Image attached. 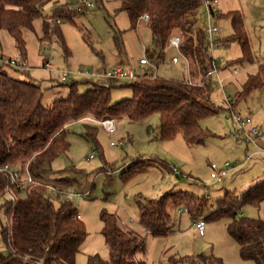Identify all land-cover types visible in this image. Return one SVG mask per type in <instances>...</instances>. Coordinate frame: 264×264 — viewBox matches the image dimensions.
<instances>
[{"label":"trees","instance_id":"16d2710c","mask_svg":"<svg viewBox=\"0 0 264 264\" xmlns=\"http://www.w3.org/2000/svg\"><path fill=\"white\" fill-rule=\"evenodd\" d=\"M52 0H0V33L8 32L15 42L19 55L27 61V46L24 30H34V22L42 18L41 41L57 37L69 55L61 23L75 24L82 10L70 3H55L51 16H42L41 9ZM120 12H126L131 28L136 29L144 15L149 16L152 54L158 67L167 61L169 40L176 35L182 39L180 51L187 59L182 64L187 71L183 79L147 75L131 83L109 85L96 84L80 92L79 82L68 84L65 98L55 99L51 105L43 102L44 91L40 84L21 78L20 71L0 65V169L9 167L25 177L27 170L32 175L40 168L59 159L71 149L70 126L81 123L85 138L93 143L104 160L98 141L100 127L89 122H80L85 117L97 121L106 118L127 119L135 123L159 114V139L170 141L181 135L188 146L200 145L212 134L201 127L200 122L222 111H232L246 101L251 94L264 88V65L256 73L248 74L242 90L235 95L231 106H217L212 100L209 80H205L213 66L207 36L200 25L199 13L204 8L203 0H120ZM205 12V9H204ZM231 20L232 34L223 38L225 44L236 43L241 56L219 66L223 70L234 65L255 64L250 38L245 28L244 16L239 11L218 15ZM60 21V23H58ZM120 32L115 37L116 48L123 53L124 45ZM0 35V55L2 54ZM92 49H94L92 47ZM7 57V56H6ZM180 64V62L178 63ZM177 64V65H178ZM191 74L192 84L189 83ZM193 76V78H192ZM94 84V83H93ZM115 88L128 89L131 97L114 102ZM105 162V161H104ZM106 163V162H105ZM145 161L133 162L121 176L129 180L143 172ZM149 166H151L149 164ZM35 179V177L32 175ZM38 182L37 180H35ZM69 188V185H68ZM23 189V192H22ZM49 187L40 182L12 184L8 172L0 171V209L7 217L1 227V238L6 252L0 251V264H77L81 247L88 237L86 223L72 201L66 200L68 189L56 190L59 205L48 193ZM64 199V200H63ZM264 200V182H260L238 198L231 192L216 200V208L209 211V199L191 192H168L160 199L138 203L139 224L147 234L165 236L174 225L173 211L185 208L191 220L218 221L229 219L228 230L240 247L243 259L264 264V221L246 218L240 214L245 204ZM208 212V213H207ZM102 233L108 249V258L90 256L88 264H147L137 256L145 252L146 239L136 230L128 229L115 213L103 210ZM192 264H225L214 255L201 256Z\"/></svg>","mask_w":264,"mask_h":264},{"label":"rangeland","instance_id":"374dc122","mask_svg":"<svg viewBox=\"0 0 264 264\" xmlns=\"http://www.w3.org/2000/svg\"><path fill=\"white\" fill-rule=\"evenodd\" d=\"M59 2H68L79 8L78 0ZM93 2L95 8L83 9V13L76 17L75 24H60L69 55L57 37L40 40L41 17L34 22V30L25 29L23 32L27 46V62L31 71L23 73L22 77L41 85L46 106L51 105L55 99L65 98L69 92L68 84L71 80L63 82L62 72L83 69L101 73L106 67L117 65L139 70L143 57L154 60L151 31L147 22L140 20L136 29H132L128 14L119 11L120 0ZM55 6L54 2L48 3L41 9L42 16H51ZM217 7L220 15L233 11L243 14L245 28L257 59L253 65H234L223 70V89L218 88L216 79L213 80L216 87L212 90V100L217 106L225 108L228 107L227 101H235V95L242 90L247 75L256 73L258 67L264 65V0H218ZM199 19L200 25H204L203 7ZM218 25L222 29L223 38L232 34L230 19L223 17L218 20ZM117 32L123 33L122 54L116 48ZM0 35L5 56L17 57L19 52L13 38L6 31H2ZM177 54L176 50L168 49L167 61L164 63L166 70H160V77H187V71L182 66L183 58L180 57L178 65L171 62ZM240 56L241 48L236 43L224 44L215 50L219 66ZM47 63L53 66L51 71L44 68ZM236 68L240 69V74L234 76L232 71ZM94 82L100 85L111 84L100 78L92 79L91 82L81 80L80 92H85ZM131 82L119 81L116 84ZM131 95L128 89L115 88L112 100L118 102L130 98ZM235 112L251 115L260 126L261 113L264 119V88L254 91L246 101L235 108ZM159 118V114H154L135 123L127 119H116L117 132L110 135L97 125L100 127L97 138L104 160L93 143L85 138L83 124L72 125L69 128L70 151L51 164L32 170L35 180L49 187L48 193L56 205H59L56 193L59 188L71 189L72 194L83 197L81 202L71 197L88 231V237L77 257V264H88L89 257L93 255L108 258L109 252L105 245L100 218L103 210L117 214L126 228L138 231L146 239L145 252L137 258L147 264H192L199 262L201 256L211 255L223 259L225 264H256L242 258L239 245L229 233V219L226 218L206 222L203 237L199 235L189 214L186 211L179 213L180 209L185 208L173 211L175 225L165 236L147 234L140 226L139 201L144 203L152 199L157 200L168 192H191L209 199L213 207L210 206L208 212H212L216 208V200L226 192L242 198L252 187L264 182V155H253L258 149L242 140L230 111H222L202 120L201 127L208 130L212 136L203 144L194 146H188L181 135L170 141L160 140ZM262 125L264 131V120ZM120 142L123 146H112V143ZM93 154L94 157L90 158ZM137 161L147 162L148 168L134 174L129 180H123L122 172ZM227 162L234 168L225 179L222 182L212 179L210 165H222ZM240 214L246 218L264 221V200L256 204H245ZM6 223L5 212L0 209V230ZM0 251L6 252L1 232Z\"/></svg>","mask_w":264,"mask_h":264},{"label":"built area","instance_id":"2783aa9c","mask_svg":"<svg viewBox=\"0 0 264 264\" xmlns=\"http://www.w3.org/2000/svg\"><path fill=\"white\" fill-rule=\"evenodd\" d=\"M204 1V9H205V23L203 28L205 30V34L207 36V42L209 45V49L211 51L212 56V63L213 66L210 71L207 73L205 80L200 82L198 85L203 87L206 82L209 80H214L217 82L218 88H224V79L221 77V74L218 70V62L215 57V50L223 46L225 43L223 42V35L222 29L218 25V18L217 16L220 15V11L218 10V0H203ZM79 10L83 9H92L95 8V3L93 0H78ZM142 21L148 22L149 16L144 15L141 17ZM60 23V21L58 22ZM182 43V39L179 36H172L169 40V47L173 48L178 52L177 56H174L171 62L174 65H177L180 62V57L184 59L186 65L189 67V63L187 59L182 55L180 51V46ZM0 65H7L13 69H16L23 73H28L31 71L29 68V64L26 60H24L20 55L17 57H6L0 55ZM141 68L139 70L124 68L123 66H115L112 68H107L103 72H92V71H85L83 69L77 70H69L68 72H62V81L68 82L71 81H81V80H90V79H99L105 78L109 82H119V81H135L139 78H143L147 75L151 79H157L160 77V68L156 64L155 60H150L147 57H143L140 60ZM45 69L51 71L53 66L50 63H47L44 66ZM240 73V69L236 68L232 71V75L236 76ZM189 83L192 84L191 77L188 78ZM211 87L215 88L216 85L211 83ZM228 106L232 105V102L227 101ZM232 119L234 124L237 127V131L239 132L243 141L248 143L249 145H254L258 150L253 153L260 155H264V131L263 128L256 125L251 115L247 113H236L235 110L231 111ZM80 122H89L93 124H97L103 128L105 133L108 135L114 134L117 132V124L114 119L106 118L102 121H97L92 117H85ZM112 146H123V143L120 142L119 144L112 143ZM94 154L90 156L93 158ZM248 157V159H250ZM233 165L229 162L224 163L222 165H218L216 163H212L210 165L211 170V178L217 182H222L228 173L233 169ZM27 174L25 177L18 172V170L10 169L9 167H5L4 169H0V171L8 172L11 176L12 184H20V183H38L33 179L32 175L29 173L28 169ZM23 192V189H22ZM71 197L76 198L78 201H83V197L79 194H72L70 193L66 200H71ZM186 210L180 209L179 213H183ZM81 217V216H79ZM195 227L199 232L200 236H205V228L206 222L204 220H199L195 222ZM41 264V263H38Z\"/></svg>","mask_w":264,"mask_h":264},{"label":"crops","instance_id":"0c3cea01","mask_svg":"<svg viewBox=\"0 0 264 264\" xmlns=\"http://www.w3.org/2000/svg\"><path fill=\"white\" fill-rule=\"evenodd\" d=\"M52 2H54V3H60L59 0H52ZM170 49H173V48H170ZM2 54L5 55L3 49H2ZM171 60H172V59H171ZM120 63H122V62H120ZM117 66H123L124 68H126L124 65H117ZM114 67H115V66H114ZM107 68H108V67H106L105 69H107ZM159 68H160L161 72H164V71L166 70V69H164V68H165V67H164V64H161ZM105 69H104V70H105ZM239 74H240V73H239ZM239 74H238V75H239ZM21 78L24 79V80H27V79H25L24 77H22V74H21ZM100 79H101V80H106L105 78H100ZM84 81H85V80H84ZM87 81L91 82L92 79L87 80ZM107 81H108V80H107ZM35 83H36V82H35ZM95 83H96V82H94L93 85H95ZM96 84H97V83H96ZM99 85H100V84H99ZM108 85H109V84H108ZM253 120H254L255 123H257L256 125H259V124H258L259 122H258L257 120H255L254 118H253ZM263 120H264V119H263V115H262V113H261V114H260V127L263 126V125H262ZM68 191H69L70 193H73L71 189H69ZM80 216H81V215H80Z\"/></svg>","mask_w":264,"mask_h":264}]
</instances>
